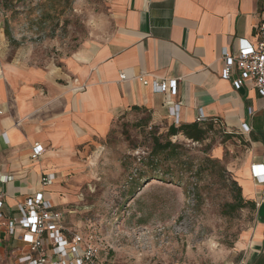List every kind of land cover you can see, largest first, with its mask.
I'll use <instances>...</instances> for the list:
<instances>
[{
	"label": "crops",
	"instance_id": "1",
	"mask_svg": "<svg viewBox=\"0 0 264 264\" xmlns=\"http://www.w3.org/2000/svg\"><path fill=\"white\" fill-rule=\"evenodd\" d=\"M262 8L264 0H115L111 34L44 68L4 60L0 27V175L11 177L0 183L5 214L18 218L16 204L37 191L40 174L66 171L76 146L104 137L122 114L144 110L155 122L210 124L248 143L236 181L254 205L256 225L234 264H264V182L253 174L264 175V100L253 83L234 89L220 78L223 48L233 52L240 39L257 44ZM154 79H176V94L155 92ZM172 105L179 106L178 125L168 114ZM34 144L44 150L37 160ZM45 197L63 225L54 190L47 187ZM19 233L0 243V264H18Z\"/></svg>",
	"mask_w": 264,
	"mask_h": 264
},
{
	"label": "rangeland",
	"instance_id": "2",
	"mask_svg": "<svg viewBox=\"0 0 264 264\" xmlns=\"http://www.w3.org/2000/svg\"><path fill=\"white\" fill-rule=\"evenodd\" d=\"M114 7L115 0H0L4 60L60 66L111 34ZM169 127L147 111L126 112L104 137L76 146L49 186L63 227L100 248L99 264H234L250 241L254 207L236 181L248 143L217 126L200 142ZM155 139L173 147L154 156Z\"/></svg>",
	"mask_w": 264,
	"mask_h": 264
},
{
	"label": "built area",
	"instance_id": "3",
	"mask_svg": "<svg viewBox=\"0 0 264 264\" xmlns=\"http://www.w3.org/2000/svg\"><path fill=\"white\" fill-rule=\"evenodd\" d=\"M258 22L255 27L257 44L243 39L237 41L233 52L223 48L220 60L223 68L220 78L238 89L244 83H253L258 94L264 100V8L257 13ZM236 75V76H234ZM120 80H125L124 74L119 75ZM137 80L148 85L144 76ZM151 85L155 92L176 94V79L153 80ZM178 105L168 106V114L173 122L178 125L176 112ZM198 123L204 121L199 114ZM242 133H248L249 127L244 124ZM43 147L34 144L31 159L37 160L43 153ZM255 180L264 182V175L253 172ZM11 177L0 175V183L6 184ZM55 181L53 174L41 173L38 180V189L33 194L24 197L16 204L18 218L14 219L4 212V194L0 191V243L6 238L14 236L19 230L18 240L23 244L21 254L17 258L18 264H99L100 248L90 240H85L80 234L69 233L61 224V214L54 209L52 203L46 199L45 190Z\"/></svg>",
	"mask_w": 264,
	"mask_h": 264
},
{
	"label": "trees",
	"instance_id": "4",
	"mask_svg": "<svg viewBox=\"0 0 264 264\" xmlns=\"http://www.w3.org/2000/svg\"><path fill=\"white\" fill-rule=\"evenodd\" d=\"M6 35H8V33H6ZM211 127L212 126L210 124L199 125L197 123H193L189 125H180L179 127L170 126L168 131L170 135L181 134L187 139H190L194 142H200L204 139L205 132ZM171 147H173V145L169 141H166L165 143H160L155 139L152 148V154L154 156H159L165 153L166 151L168 152ZM239 200L240 203H242L241 197L239 198ZM249 204L254 207L252 203Z\"/></svg>",
	"mask_w": 264,
	"mask_h": 264
}]
</instances>
